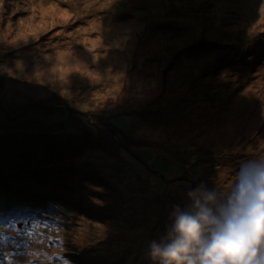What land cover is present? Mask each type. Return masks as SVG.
<instances>
[{"label":"rangeland","instance_id":"374dc122","mask_svg":"<svg viewBox=\"0 0 264 264\" xmlns=\"http://www.w3.org/2000/svg\"><path fill=\"white\" fill-rule=\"evenodd\" d=\"M179 14L182 15L178 17ZM128 15L129 20H126ZM172 15H176L173 23L170 22ZM263 20L264 0H0V96L4 95L8 104L39 100L38 103L46 105L57 102L56 97H49L54 91L61 95L63 93L65 97L71 96L75 104L87 109L109 107L106 116L110 117V122L119 131L129 136L130 133L137 135L138 138L152 131L148 128L151 123L146 116L141 121V115L137 113H119L116 101L122 108L129 109L131 104L128 101L133 98L135 90L132 86L137 83L126 85V80H137L139 77L147 83L154 78L158 86L157 82H162L163 77L161 76V80L159 76L162 67L157 68L156 65L176 55L178 67L185 71L183 79L165 76L169 89H164L161 84L158 89H163L159 97L167 96L170 99L168 105H164L178 109L181 115L190 111L192 116L187 114V121L179 127V131L191 137L201 135L198 142H204L208 147L218 144V148L233 141L237 135H240L239 139L245 138L241 140H246L243 145L247 146L251 144L247 140L251 137L256 140V148L243 150L242 152H246L242 156H219L215 160H219L226 168H222V171L207 168L205 179L202 174L204 169H194L192 164L196 159L195 153L190 150L186 152V148H189L186 146L180 150L163 146V151L160 152L158 144L153 142L157 151L138 150L141 158L137 161L142 164L150 162L159 171L157 174L148 170V175L151 174L152 180L158 184L154 186L156 190L164 180L176 181L180 176L183 178L187 171L197 173L195 178L201 177L200 183L209 188L214 187L213 174H216L220 183L227 185L231 181L228 176H235L243 160L264 155V59L257 61L256 58H247L256 55V51L250 47L245 50L239 47L230 52L227 49L218 50L221 52L211 51L207 54L216 52L226 61L223 65L226 73H217V69L210 67L203 71L207 63L200 57H195L196 54L182 59L177 54L182 52L184 46L199 43L202 38L218 39L220 36L225 41L236 39L241 46L254 35L233 37L227 35L228 29L238 31L247 25L257 27ZM260 31L261 28L258 29L259 33L252 46L260 47L263 51L264 34ZM142 47L145 52L137 49ZM242 52L246 53L245 57L239 56ZM141 62H150L149 65L158 74ZM166 64L170 66L168 62ZM128 66L135 69H129ZM259 68L262 70L258 71ZM208 70H214L213 75L205 74ZM235 78L250 79L251 84L248 90L238 92L233 104H223L225 100L216 96L215 89L219 88L218 83L221 81ZM46 89H49L48 92ZM145 93H141L142 99L147 98ZM48 108L44 109V113L38 114L35 110H30L29 121L41 125L45 123L46 126L49 124L48 127H70L63 110L52 109L51 106ZM208 111L217 113L211 112L209 116H205ZM161 112L164 111L152 112L150 117L159 118L162 116ZM214 114L218 117L212 116ZM90 122L95 124L97 121L90 119ZM97 126L101 129L110 127L103 123ZM71 128L76 129L74 126ZM157 133L152 131L154 138L162 139ZM243 133L247 135L244 136ZM205 161L204 166L209 167L211 162L207 159ZM124 164L131 166L134 171L138 170L137 166H141L137 164L133 167L134 164L128 159ZM132 168L119 164H114L111 168L112 193L115 194L106 197V200L113 207L110 213L124 222L114 224L115 226L106 223V227L114 229L97 237L101 240L117 238L122 230L120 225L130 223L125 221V216L130 213L133 214L130 216L135 225L147 229L150 221H145L148 224L138 221L139 211L141 214L156 216L161 205L172 209L175 205L183 208L182 195L176 192H171L169 199L163 203L162 200L159 204L157 201L145 203L146 200L143 201L141 197L147 198L149 192L145 189L146 184L137 183L136 175L131 173ZM148 175L143 178L145 181ZM63 176L58 178H64L66 174ZM222 176L227 179L220 180ZM64 179L69 180L64 188L59 181H55L56 186H52L51 183L54 182L50 181L24 186L23 191L27 197H23L21 202L18 194H7L5 190L0 192V201H5L8 197L18 199L16 209L13 206L0 207V264H69L71 260L74 261L73 256L65 258L62 255L68 254L71 247H74L71 250L74 251L76 261L81 264L89 263L84 259H89L88 256L94 253L84 248L85 244L81 240L90 231H83L77 224L73 226V219L61 221L66 214L77 211L81 213L83 210L91 212L95 209L94 205H98L95 200L100 201L102 197L96 195L91 187L94 183L90 179L83 182L78 176H67ZM224 184L221 185L222 188ZM81 195L89 206L82 205L81 210H64L75 202L79 205L77 201ZM65 198L71 200L66 204ZM147 206L153 209L149 210ZM145 210L149 211L145 213ZM162 217L165 218L163 227L167 228L171 224L170 216ZM160 219L156 220L157 223ZM132 240H125L124 245L128 246L126 251L135 254L136 259L134 261L130 257L127 263L152 264L147 256L148 247L140 245L137 249L135 245L131 246ZM93 260L101 261L97 258Z\"/></svg>","mask_w":264,"mask_h":264},{"label":"trees","instance_id":"16d2710c","mask_svg":"<svg viewBox=\"0 0 264 264\" xmlns=\"http://www.w3.org/2000/svg\"><path fill=\"white\" fill-rule=\"evenodd\" d=\"M180 1L187 2L188 0ZM182 14H179L178 17H180ZM130 15L126 16V20H129ZM175 17L176 15H172L173 19L170 20V22L173 23ZM259 28H261L260 32L264 34V20L259 22L257 27H249V25H247L238 31L228 29L227 35L233 37H244L245 35L249 34L254 35L251 40H249L246 44L242 43L241 46H239L240 42H236V39L225 41L222 40L220 36H218V39L202 38V41H200L199 43L184 46L182 48V52L178 53L177 56H180L182 59L189 58L191 54H196L195 57H198V49H204L205 54H202L201 57L199 56L207 63L203 71L206 69V67H210L214 68V70L217 69V73H226L224 70L225 66H223L226 61L223 60V56L220 58L218 54H216V52H213L214 54H210L212 55L210 58L207 53L211 51L221 50L222 45H224L225 49H227L229 52L230 50L237 49L239 47L244 48V50L245 48L250 47L254 51H256V55L253 54L252 56L247 58H256L257 61L263 60L264 49L262 51L260 47L255 48L254 46H252L254 45L253 42H255V36L259 33ZM137 49L141 52H145L143 47ZM179 51H181V49ZM245 55L246 53L242 52L239 56L245 57ZM173 57L168 60H162V62H158V64L156 65L157 68L162 67V71L159 73V76L163 77L162 82H157L158 86L154 78L150 79L147 83L143 82V80H140L139 77L136 78L137 80H126V85L131 82L137 83L136 85L132 86L133 89H135L132 94L133 98H130L129 101L128 99H126V101H128V104H131V106H129V109L122 108L123 106H121L118 101H116L117 103L114 102L118 106L117 109L119 110V113L125 112L131 114H140L141 116L139 117L141 121L142 118L146 116L148 121L151 123L150 125H148V128L152 131L155 130V134L157 131V135L162 136V139L160 138V140H156L154 138L155 135L152 134V131L148 134H142L138 138L137 135L135 136L130 133L129 136L126 133L119 131L117 127L110 122V117L106 116V110H109V107L101 108L103 110L87 109L81 107L79 104H75L70 94V97L68 98L65 97V94L62 93L61 95L58 94V92L54 91L53 95H49V97H56L57 102L55 104L48 103L46 105H43L45 104L43 102L38 103L39 100L18 101V103L12 102L11 104H8L7 98L4 97V95L0 96V192L2 190H5L6 193L9 192L12 193V195L18 194L21 202L23 197H27L23 191V187L26 185H32L35 182L45 183L46 181H50L54 182L51 183L52 186H56L57 182L55 181H59L60 186L64 188V186H66V184H68L69 182V180L64 179L67 176H78L82 182L90 179L91 183H94V185H92L91 187L95 190L96 195L98 197H102L100 201L95 200L98 205H94L95 209L91 210V212L89 213H86L84 212L85 210H83L81 213L77 211L76 213H71L69 215L66 214L61 221L68 222V218H70L71 220L73 219V226H76L77 224L83 231L85 229H88L90 231V233L88 234L91 235L89 236L88 234H86L81 240L85 244L84 248L94 253V255L92 254L91 256L87 255L88 257H90L89 259H84L89 262L87 264H128L127 260H130V257H133L132 260L135 261V254L126 251V248L128 246L124 245L125 240L133 239L131 241L133 242L131 246L135 245L134 247L137 249L140 247V245H146L148 247V244L153 240L159 242L167 229L166 227H163V223L165 224V218L162 216L169 217L171 212L173 211L172 208H167L165 205L159 206L158 210L156 209V216L141 214V212L139 211L138 218L140 219L138 220L137 218L138 221H150V225H148L147 229L143 228L142 226L135 225V223L132 221L133 219H131L132 216H130L133 214L130 213V215L125 216V221L130 223L120 225L122 230L121 232L119 231V236L117 238L108 241L97 238L104 236L114 229L112 227H106V223H110L111 226H115L114 224L119 225V222H124V220H120L121 218L110 213L113 207L112 204L109 203L108 200H106V197L110 195L113 196V194H115L112 193L113 185H111L112 180L110 178V174L112 172L111 168H113L114 164L132 168L131 166L124 164L125 160L127 159L131 161L132 164H134L133 167L137 166V164H141V166H137L138 170L136 169V171H134L132 168L131 173L133 175H136V181L138 184H146L145 189L149 192V195H146L147 198L141 197L143 201L146 200L145 203H147L148 201L151 203L157 201L159 204L161 200V202L163 203L167 201V199H169L168 197L170 196L171 192H176L177 194L182 195L181 199L183 200L182 203L184 208L190 202L187 196L188 191L190 189H195L201 184V177L196 179L195 174L197 173L191 174L186 170L188 173H186L183 178L180 176L176 181L164 180L162 185L159 186L158 190H156L154 186L158 184H156V182L152 180L151 174L148 175V170H150L152 173L157 174L159 173V171L150 162L142 164L137 161L139 158H141L137 152L138 150L149 149L152 151H157V149L153 147V142L158 144L157 147L160 152L163 151V146L170 148L172 147L175 150H180L184 146L189 147L186 148V152L190 150V152L195 153L196 156V159L192 165H194V169H204L202 174L203 178L205 179V175L207 174L205 171L207 170V168H209L210 170L219 169L220 171L226 168L223 166V164H220L219 160H215L218 159L219 156L226 158H230L231 156H234L236 154L242 156V154L246 152H242L243 150L248 151L249 149L256 148V140L252 139L251 137L247 139L251 142V144H248L247 146L243 145L246 140H241V138H245L241 137L239 139L240 135H237V137H234L233 141H228L227 143H224L223 146H220L218 148L216 147L218 144L213 145V147H208L204 144V142H198V140L201 138V135L196 136L195 134L191 137L187 134L184 135V133L179 131V127H181V125H184V123L187 121L186 117L188 115H191V113L188 110L185 115H181L178 109L174 107L169 108L164 105H168V101H170V99L167 96L159 97V94H161L163 89H158L160 84L162 87H164V89H169L167 88L168 81L165 76L174 78L179 77L183 79V76L185 75V71L180 69V67H178L179 64L176 63V55ZM166 62H168L170 66H168ZM141 64L147 65L156 75L158 74L157 70L153 69L152 66L149 65L150 62L149 64L141 62ZM132 68L134 67H130L129 69ZM262 68H259L258 71H261ZM209 70L206 71L205 74H207L208 76L213 75L214 70ZM253 70L256 69L254 68ZM247 78H235L234 80L228 79L225 81H221L220 83H218L219 88L215 89L217 91L216 96L221 100H225L223 104H233L235 102L236 96L238 95V92L248 90L247 88L250 86L251 80ZM235 82H238V84H235ZM148 85L150 88L148 87ZM241 86L243 87V89H240ZM48 90L49 89H46V92H48ZM18 91L15 93H18ZM141 93H145L147 98L142 99V96H140ZM134 97L136 98L134 99ZM260 98L261 101H263L262 97ZM104 101L108 102L109 100ZM110 104L111 103H109V105ZM49 106H51L52 109L63 110V113L67 115L66 123L69 122L70 127L68 125L48 127L49 124L48 126H46L45 123L41 125L40 123H31V121H29L31 120L28 118V112L30 110H35L37 114L44 113V109H49ZM159 111H164L161 112L162 116H159V118L155 117V119L150 117V114H152V112L158 113ZM211 112L217 113V111H208L205 116H209ZM212 116L216 118L218 117V115L216 114ZM90 119H96L97 122L95 124H92L90 122ZM99 123L109 125L110 127L101 129L97 126L99 125ZM20 124H23V126H21ZM72 126L76 127V129H72ZM243 134L244 136L247 135L245 133ZM206 156H209L212 160ZM206 159L211 162V165L209 167L204 166ZM59 174L64 176L66 174V177L63 176L64 178L60 177L59 179ZM147 175L148 177L145 181V179L143 178ZM89 176L92 177L89 178ZM228 178L229 180L234 181L235 176L229 175ZM212 179L214 186H218L224 191H227L230 185L233 183L230 181L229 184H227L228 186L224 184V182L220 183L219 180H217L216 174L212 175ZM225 179L227 178L223 176L220 178V180L224 181ZM182 180L184 181L181 182ZM222 184H224V188L221 187ZM87 187H90V185ZM150 188H152L153 190H151ZM78 197V201H76L79 202V205H77L75 202V204H71V206H69L68 208L63 207L64 210H68L71 208H79V210H81L82 205L84 207L89 206L85 203L86 201L84 200L82 195L81 197ZM65 199L66 204L68 203V200H71L70 198ZM17 200V198H5V201H0V207L2 206L8 208V206H13L16 209ZM28 201H30V199H28ZM22 204L20 203L19 205L21 206ZM148 208L149 210L153 209L150 207ZM149 210H145V213H147ZM159 218L161 219L157 223L156 220ZM145 223L148 224V222ZM81 229L80 231L82 232ZM144 241L145 244L143 243ZM72 248L74 247L69 248L70 252H68V254L63 253L62 256H64L65 258L67 256H73L74 261L71 260V263L69 264H81L80 261H76L74 251L71 250ZM94 258L100 259L102 262L98 260L95 261L93 260ZM143 258L146 260L145 257Z\"/></svg>","mask_w":264,"mask_h":264},{"label":"clouds","instance_id":"9594fccd","mask_svg":"<svg viewBox=\"0 0 264 264\" xmlns=\"http://www.w3.org/2000/svg\"><path fill=\"white\" fill-rule=\"evenodd\" d=\"M173 206L152 264H264V155L245 160L227 191L200 184Z\"/></svg>","mask_w":264,"mask_h":264},{"label":"bare ground","instance_id":"6f19581e","mask_svg":"<svg viewBox=\"0 0 264 264\" xmlns=\"http://www.w3.org/2000/svg\"><path fill=\"white\" fill-rule=\"evenodd\" d=\"M224 49H225V47H224V45H222V46H221V50H224ZM198 50L200 51V52L198 51V53H197V54H198V55H197L198 57H199V56L201 57L202 54H205L204 49H203V50L198 49ZM216 52H221V51H216ZM216 54H217V53H216ZM208 56L211 57L212 55L209 54ZM51 211H54V210H51Z\"/></svg>","mask_w":264,"mask_h":264}]
</instances>
